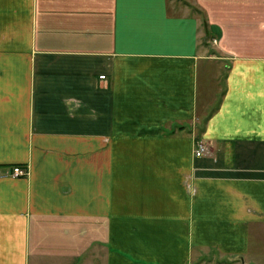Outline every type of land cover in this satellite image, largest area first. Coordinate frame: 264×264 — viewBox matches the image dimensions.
<instances>
[{
    "label": "crops",
    "instance_id": "0c3cea01",
    "mask_svg": "<svg viewBox=\"0 0 264 264\" xmlns=\"http://www.w3.org/2000/svg\"><path fill=\"white\" fill-rule=\"evenodd\" d=\"M183 6L0 0V264H264V0Z\"/></svg>",
    "mask_w": 264,
    "mask_h": 264
},
{
    "label": "built area",
    "instance_id": "2783aa9c",
    "mask_svg": "<svg viewBox=\"0 0 264 264\" xmlns=\"http://www.w3.org/2000/svg\"><path fill=\"white\" fill-rule=\"evenodd\" d=\"M100 77H104V75H101ZM208 152H209V147L207 143L200 138L196 139L195 148H194V156L200 157V156L207 154ZM26 171H27L26 169H23L20 166H14L13 168L14 175H19V174L22 175V174H25Z\"/></svg>",
    "mask_w": 264,
    "mask_h": 264
},
{
    "label": "rangeland",
    "instance_id": "374dc122",
    "mask_svg": "<svg viewBox=\"0 0 264 264\" xmlns=\"http://www.w3.org/2000/svg\"><path fill=\"white\" fill-rule=\"evenodd\" d=\"M170 1V4H176V6L178 7L179 5H182L184 4L185 0H169Z\"/></svg>",
    "mask_w": 264,
    "mask_h": 264
}]
</instances>
